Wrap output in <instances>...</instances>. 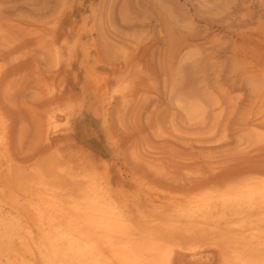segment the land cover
Returning a JSON list of instances; mask_svg holds the SVG:
<instances>
[{
    "label": "rangeland",
    "instance_id": "1",
    "mask_svg": "<svg viewBox=\"0 0 264 264\" xmlns=\"http://www.w3.org/2000/svg\"><path fill=\"white\" fill-rule=\"evenodd\" d=\"M263 72L264 0H0V212L37 237L29 197L93 176L139 224L264 178ZM214 238L170 264H237Z\"/></svg>",
    "mask_w": 264,
    "mask_h": 264
},
{
    "label": "bare ground",
    "instance_id": "2",
    "mask_svg": "<svg viewBox=\"0 0 264 264\" xmlns=\"http://www.w3.org/2000/svg\"><path fill=\"white\" fill-rule=\"evenodd\" d=\"M54 112L47 116L49 130L58 123ZM3 135L0 131V141ZM80 182L79 192L69 198L49 187L29 197L37 237L0 212V264H170L175 247L197 236L223 241L234 263L264 264V178L178 199L167 213H147L139 224L126 217L121 200L95 177ZM17 243L24 253L15 248Z\"/></svg>",
    "mask_w": 264,
    "mask_h": 264
}]
</instances>
